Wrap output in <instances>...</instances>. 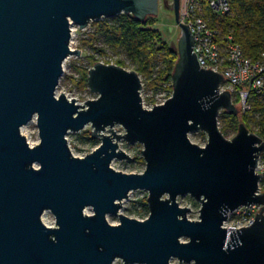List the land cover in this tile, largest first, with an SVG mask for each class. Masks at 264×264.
<instances>
[{
    "label": "water",
    "instance_id": "water-1",
    "mask_svg": "<svg viewBox=\"0 0 264 264\" xmlns=\"http://www.w3.org/2000/svg\"><path fill=\"white\" fill-rule=\"evenodd\" d=\"M159 1L0 0V264H264V207L248 227L230 234L223 227L229 212L264 205L256 169L264 141L243 122L232 138L224 136L221 111L239 109L230 91L219 92L223 75L200 67L180 0H172L178 61L164 104L144 108L141 75L102 61L88 72L97 98L79 104L57 94L64 62L82 55L72 48V27L121 13L144 21L156 17ZM35 116L40 141L30 145L21 130ZM88 125L101 144L74 155L67 136ZM195 131L207 133L205 146L189 138ZM121 140L144 145L143 172L112 166L130 157ZM140 189L148 192L149 215L120 213ZM186 194L200 203L198 220L178 201ZM46 211L55 226L44 223ZM109 214L119 215V224Z\"/></svg>",
    "mask_w": 264,
    "mask_h": 264
},
{
    "label": "trees",
    "instance_id": "trees-1",
    "mask_svg": "<svg viewBox=\"0 0 264 264\" xmlns=\"http://www.w3.org/2000/svg\"><path fill=\"white\" fill-rule=\"evenodd\" d=\"M232 11L228 15L218 17L213 15L215 23L223 32H232L235 35V42H238L246 55L253 60L259 59L264 51V0H231ZM154 16L147 17L144 21L128 13L103 18L94 21V32L88 34L84 39V45L91 48L89 56H86L90 63L88 68H77L79 78L74 79L77 87L91 92L88 86V72L97 61L94 56H108V51H114L116 55L124 52V59L116 63L120 66H127L136 70L143 80L148 84L147 88L159 90L172 78L174 67L178 59V50L163 42L159 30L152 27ZM103 41V45L97 46L96 41ZM126 60V61H125ZM259 114V118H257ZM250 118L253 123L259 124L264 130V100H256L254 108L246 116L244 122ZM240 119L237 114L222 111L219 116L221 130L225 137L234 136L239 127ZM81 138L93 143H101L92 131L81 130ZM144 160V157H141ZM264 188V177L262 179ZM142 210L140 214H149L148 197L142 196L135 201Z\"/></svg>",
    "mask_w": 264,
    "mask_h": 264
},
{
    "label": "built area",
    "instance_id": "built-area-1",
    "mask_svg": "<svg viewBox=\"0 0 264 264\" xmlns=\"http://www.w3.org/2000/svg\"><path fill=\"white\" fill-rule=\"evenodd\" d=\"M180 3V22L190 26L195 37L193 48L200 67L220 72L224 82L221 83L219 92L230 91L232 102L238 109L245 115L250 114L256 100H264V51L257 60L246 57L242 46L235 42V35L232 32H223L215 23L213 15L223 17L231 13L233 7L231 0H180ZM75 29V27L71 29L72 38L77 31ZM101 61L104 62L103 59ZM147 91L143 84L142 105L146 109H153L156 105L164 104L173 95V82L171 80L169 84H164L155 92ZM256 117L259 118V114ZM252 124L251 131L264 141L263 127L256 123ZM258 158L256 169L263 179L264 152ZM259 192H264L261 183ZM262 207L264 205L254 203L229 212L223 227L227 228L230 234L233 230L252 225Z\"/></svg>",
    "mask_w": 264,
    "mask_h": 264
},
{
    "label": "rangeland",
    "instance_id": "rangeland-1",
    "mask_svg": "<svg viewBox=\"0 0 264 264\" xmlns=\"http://www.w3.org/2000/svg\"><path fill=\"white\" fill-rule=\"evenodd\" d=\"M160 8L159 13L156 15L155 20L152 24V27L155 29L157 28L160 32V38L163 40V42L171 45L172 47L177 48L178 46V40H179V34H180V27L177 26L176 20H175V14L172 8V0H160L159 1ZM100 20H103L100 19ZM94 23L88 25V27L85 30H80L78 26H75L76 33L73 36L71 42H72V48L73 49H80L82 52V55H70L67 60L64 62V71L61 75L60 82L58 84L57 88V94L64 93L67 97L75 98L77 99L78 103L84 104L86 101L91 100V98H97V94L93 93L92 91L83 90L80 87H77L76 80L74 79L79 78V73L77 68L84 67L88 68L90 66L89 61L87 60L86 56H89L90 54H93L91 52V48L86 47L84 45V39H88V34L94 32ZM97 46L103 45V41H96ZM108 56H94V58L97 60L96 62H100L101 59L104 60L106 63H116L120 59H124V52H120L119 55H116L114 51H108ZM91 56V55H90ZM126 61V60H125ZM95 62V63H96ZM117 64V63H116ZM127 69L134 70L130 67L129 62L126 63ZM170 80H166L165 84H169ZM143 81V80H142ZM147 93L155 92V89L148 87V84L146 82H143ZM222 112V111H221ZM239 119L241 122H243L247 127L249 128L250 132L251 129H253V122L248 118L247 124L244 122L246 120V116L244 113H242L239 110L238 113ZM240 122V123H241ZM220 126V123H219ZM221 127V126H220ZM85 129L92 131V126L88 125ZM115 130H117L119 133L124 134L126 131L123 129L121 125H116ZM22 134L26 135L27 140L30 145H37V143L40 141V134H39V127L37 122V117L35 116L34 119H32L30 122H28L27 125H24L22 128ZM93 132V131H92ZM81 132H70L68 134V143L71 145V150L74 155L77 156H84L88 153L92 152L96 147H98L101 143H91L88 140L81 138L80 135ZM207 133H204L203 131H195L193 133L189 134V138L195 143H198L201 146H205L206 142L208 140ZM233 137V136H229ZM101 142V141H100ZM120 148L130 155L128 159H119L116 158L112 161V166L117 170H121L125 173L132 172V173H140L143 172L146 169V163L145 160H140L143 156V153L141 152L144 148V145L141 142L138 143H129L128 141L121 140L120 141ZM137 156L139 161L134 159L133 157ZM39 164H35L34 167H38ZM148 196V192L146 190H138L133 191L129 194L128 199H125L122 201V206L120 208V213H123L127 215L128 217H133L139 220L145 219L149 214H140V211L142 208L135 204V201L140 199L142 196ZM178 201L182 207L189 206L191 208V211L188 213V218L192 220H198L200 217V203L197 202L191 195L186 194L185 196H179ZM87 213L92 214L93 210L86 209ZM43 221L46 224H55V215L53 212L46 211L43 215ZM108 221H110L113 224H119V215L115 214H109L108 215ZM184 241H188L187 239L182 238ZM113 264H125L122 259H116ZM171 264H188L184 262H180L178 258H173L171 260ZM189 264H194L193 262H190Z\"/></svg>",
    "mask_w": 264,
    "mask_h": 264
},
{
    "label": "bare ground",
    "instance_id": "bare-ground-1",
    "mask_svg": "<svg viewBox=\"0 0 264 264\" xmlns=\"http://www.w3.org/2000/svg\"><path fill=\"white\" fill-rule=\"evenodd\" d=\"M47 223V222H46Z\"/></svg>",
    "mask_w": 264,
    "mask_h": 264
}]
</instances>
